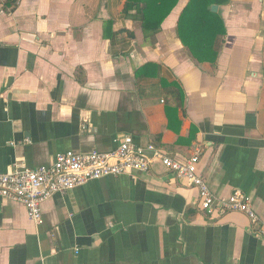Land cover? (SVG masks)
Returning a JSON list of instances; mask_svg holds the SVG:
<instances>
[{"label": "crops", "instance_id": "obj_1", "mask_svg": "<svg viewBox=\"0 0 264 264\" xmlns=\"http://www.w3.org/2000/svg\"><path fill=\"white\" fill-rule=\"evenodd\" d=\"M3 1L0 172L49 166L57 153L108 151L125 135L177 158L201 144L209 189L220 197L240 189L264 220V0L218 6L226 33L215 65L196 64L177 37L187 0L156 33H143L153 43L116 33L136 23L120 15L123 0H18L7 11ZM147 62L183 88L175 127L161 97L138 94L134 70ZM192 126L196 138L175 145ZM198 199L159 160L147 172L54 193L38 223L0 196V264H264V239L246 215H205Z\"/></svg>", "mask_w": 264, "mask_h": 264}, {"label": "built area", "instance_id": "obj_2", "mask_svg": "<svg viewBox=\"0 0 264 264\" xmlns=\"http://www.w3.org/2000/svg\"><path fill=\"white\" fill-rule=\"evenodd\" d=\"M201 155V144H194L188 157L177 158L151 143L139 146L131 136L125 135L108 151L57 153L49 166L36 168L16 164L9 171L0 172V196L21 203L27 217L38 223L41 204L54 193H65L101 177L147 172L152 163L159 160L176 178L198 190V209L202 213H243L252 231L264 239V220L259 219L243 191L235 189L228 196L220 197L209 189L198 170Z\"/></svg>", "mask_w": 264, "mask_h": 264}, {"label": "trees", "instance_id": "obj_3", "mask_svg": "<svg viewBox=\"0 0 264 264\" xmlns=\"http://www.w3.org/2000/svg\"><path fill=\"white\" fill-rule=\"evenodd\" d=\"M230 0H187L181 9L175 26L177 37L186 52L196 64L215 65L226 33L224 22L218 11H211V5H226ZM18 0H4L3 9L16 6ZM178 0H123L120 15L132 18L136 23L132 30L121 28L116 33H127L136 38L140 33L145 43H153L154 35L149 38L143 33H156L162 22L177 5ZM103 33L110 30L112 21H105ZM138 94L145 98L148 94L161 97L165 105L168 127L179 124L177 115L185 114L186 98L182 86L176 80H168L159 64L147 62L134 70ZM150 80V81H149ZM196 138V129L191 127L187 136H178L175 145L189 144ZM161 147L159 143H151Z\"/></svg>", "mask_w": 264, "mask_h": 264}, {"label": "water", "instance_id": "obj_4", "mask_svg": "<svg viewBox=\"0 0 264 264\" xmlns=\"http://www.w3.org/2000/svg\"><path fill=\"white\" fill-rule=\"evenodd\" d=\"M217 8H218L217 5H215V4L211 5V11L216 12Z\"/></svg>", "mask_w": 264, "mask_h": 264}]
</instances>
